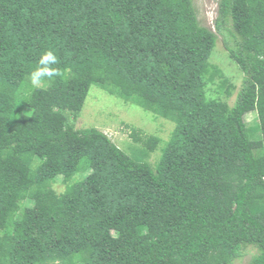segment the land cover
Returning <instances> with one entry per match:
<instances>
[{"label":"trees","instance_id":"16d2710c","mask_svg":"<svg viewBox=\"0 0 264 264\" xmlns=\"http://www.w3.org/2000/svg\"><path fill=\"white\" fill-rule=\"evenodd\" d=\"M48 50L59 74L33 86ZM92 85L173 121L170 139L77 128ZM249 247L264 264V0H219L215 30L194 0H0V264H235Z\"/></svg>","mask_w":264,"mask_h":264},{"label":"rangeland","instance_id":"374dc122","mask_svg":"<svg viewBox=\"0 0 264 264\" xmlns=\"http://www.w3.org/2000/svg\"><path fill=\"white\" fill-rule=\"evenodd\" d=\"M194 2L201 23L215 30L219 0H194ZM215 49L212 54L213 62L225 72L236 86L233 94L228 98L229 103L233 104L242 83L243 73L229 57L221 35L218 36V44ZM210 88L215 90L216 86L212 84ZM215 95L217 94L215 93ZM256 116V112L253 111L248 113L245 118L250 123L256 119ZM76 121L75 126L77 128L97 127L103 130L115 143L123 148H127L128 145L134 143L131 136L132 126L142 129L147 134L162 137L164 140L160 144L159 150L170 139L171 131L175 128L173 121L158 116L135 102L126 101L117 95H113L98 85H92L83 110ZM157 156L158 152L154 153L150 160L154 162ZM55 188L57 191H63L65 185L58 182L55 184ZM255 252L254 247H249L246 254L238 259L235 264H248Z\"/></svg>","mask_w":264,"mask_h":264},{"label":"clouds","instance_id":"9594fccd","mask_svg":"<svg viewBox=\"0 0 264 264\" xmlns=\"http://www.w3.org/2000/svg\"><path fill=\"white\" fill-rule=\"evenodd\" d=\"M56 63L57 57L53 51H45L38 61V66L30 74V80L33 86L39 87L45 77L52 78L58 75L57 70L51 67V65Z\"/></svg>","mask_w":264,"mask_h":264}]
</instances>
